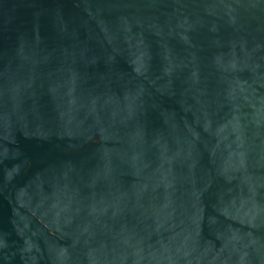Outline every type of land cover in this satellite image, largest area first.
I'll use <instances>...</instances> for the list:
<instances>
[{"label":"water","instance_id":"obj_1","mask_svg":"<svg viewBox=\"0 0 264 264\" xmlns=\"http://www.w3.org/2000/svg\"><path fill=\"white\" fill-rule=\"evenodd\" d=\"M0 264H264V0H0Z\"/></svg>","mask_w":264,"mask_h":264}]
</instances>
